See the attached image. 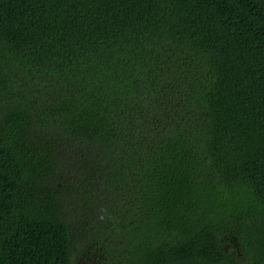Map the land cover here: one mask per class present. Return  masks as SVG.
Instances as JSON below:
<instances>
[{"label": "trees", "instance_id": "16d2710c", "mask_svg": "<svg viewBox=\"0 0 264 264\" xmlns=\"http://www.w3.org/2000/svg\"><path fill=\"white\" fill-rule=\"evenodd\" d=\"M74 255L264 264V0H0V264Z\"/></svg>", "mask_w": 264, "mask_h": 264}, {"label": "rangeland", "instance_id": "374dc122", "mask_svg": "<svg viewBox=\"0 0 264 264\" xmlns=\"http://www.w3.org/2000/svg\"><path fill=\"white\" fill-rule=\"evenodd\" d=\"M81 238H82L81 235H78L75 238L76 241L74 242V246H73L74 249L73 250H78V249L81 248V241H82ZM76 259H77V256L76 255L72 256L73 264H77Z\"/></svg>", "mask_w": 264, "mask_h": 264}]
</instances>
